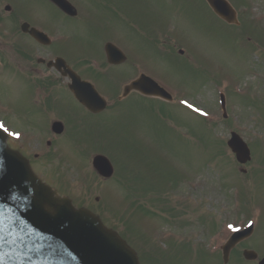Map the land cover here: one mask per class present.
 <instances>
[{
  "label": "rangeland",
  "instance_id": "rangeland-1",
  "mask_svg": "<svg viewBox=\"0 0 264 264\" xmlns=\"http://www.w3.org/2000/svg\"><path fill=\"white\" fill-rule=\"evenodd\" d=\"M70 1L79 8L80 19H66L56 10L51 12L54 29H61L53 33L55 43L51 51L65 55L63 57L72 66H78L80 72L86 73L88 65L85 64L90 62L96 68L94 72L113 75V88H109L112 83L108 86L109 81L102 74L86 73L108 100L113 92V103L110 101L109 109L97 118V125L88 122V131L80 136L84 145H73L70 136L78 132L73 117H83L84 112L77 109L81 108L66 89L54 88L42 104L34 100L39 88L33 81L15 76L14 72H11L12 77L0 74V106L8 108L4 113L11 128L1 112L0 123L4 122L11 130L13 126L23 128L13 131L21 134L20 139H30L23 142L28 143L33 152L43 149V156L46 155L41 137L48 135L47 118L51 112L59 113L61 108L62 111L68 108L72 116L65 117V121L74 125L70 123L47 151L53 159L50 162L41 159L36 165L39 170L42 162L46 170V173L41 172L45 173L41 179L65 180L67 186L60 188L66 186L65 194L79 206L112 207L113 223L135 250L141 252L144 248L140 242L143 236L150 239L149 249H166L161 240L174 233V228L160 223L157 217L134 222L121 208L130 204L131 167L127 160L128 153H133L131 157L135 161L142 156L135 165L141 177H149L158 170L160 178L170 176L166 173L170 170L171 180L181 178L177 181L182 187L173 196L168 190L159 196L155 188L147 198L138 197L147 199L145 205H149V209L151 205L160 206L163 201L168 207L191 206L193 211L181 213L180 208L179 212L181 219L193 228L195 218L191 219L190 215L197 208V214L202 210L219 220L214 235L190 229L176 232L181 238L191 240L177 243L173 238L168 239L170 250L163 259L164 264H195L191 252L193 244L216 255L230 231L238 225L236 218L243 216L255 218L257 228L253 232L252 246L264 253V0H238V5L246 8L247 19L229 31L212 17L202 0ZM148 30L160 43L154 41L151 46L144 40ZM106 41L118 45L133 64L129 65L128 61L113 68H101ZM178 50L184 53L180 55ZM141 72L162 85L174 101L137 93L119 100L123 86ZM40 73L53 76L52 71L48 73L44 68ZM219 93L226 96V119L222 117ZM14 112L22 121H17ZM28 127L30 129H26ZM231 131L240 134L250 146L253 160L249 171L257 170V174L251 177L249 185L248 176L238 171L226 146ZM97 153L107 155L114 166L118 165L115 176L103 180L95 174L91 160ZM260 164L263 166L259 167ZM86 191L93 193L88 197ZM97 196L98 201L94 199ZM167 215L163 213L165 220ZM171 222L174 223L173 217ZM210 225L214 227V221ZM140 229L143 232L137 233ZM177 245L182 253L174 256L172 250ZM235 261L251 264L232 254L231 263ZM197 262L206 264L208 260Z\"/></svg>",
  "mask_w": 264,
  "mask_h": 264
},
{
  "label": "water",
  "instance_id": "water-1",
  "mask_svg": "<svg viewBox=\"0 0 264 264\" xmlns=\"http://www.w3.org/2000/svg\"><path fill=\"white\" fill-rule=\"evenodd\" d=\"M214 12L227 22L235 21V12L226 0H207ZM64 10L75 14L66 1ZM110 59L120 58L111 45ZM70 89L91 110L103 107L93 87L72 76ZM143 94L171 100V96L151 78L141 76L125 87ZM224 109V95H220ZM228 146L239 162L249 159V149L234 132ZM93 165L109 177L113 169L108 159L97 156ZM239 235L232 236L233 240ZM36 237V241L31 238ZM0 264H138L133 250L112 230L102 225L89 211L76 210L67 198L43 184L28 163L11 151L0 132Z\"/></svg>",
  "mask_w": 264,
  "mask_h": 264
},
{
  "label": "flooded vegetation",
  "instance_id": "flooded-vegetation-1",
  "mask_svg": "<svg viewBox=\"0 0 264 264\" xmlns=\"http://www.w3.org/2000/svg\"><path fill=\"white\" fill-rule=\"evenodd\" d=\"M53 10H56L64 18H71L52 0H0V71L7 73L9 77H12L11 72H14L15 76H20L21 78L24 76V78H29L33 82L41 80L45 84H48L52 80L59 81L62 79L61 86L64 85L63 78L65 77H62L61 73L57 72L54 67L47 66L50 61L62 57L61 54H56L51 51V48L54 47V40L50 44L45 45L40 43L33 35V32L36 30L48 36L61 30L54 29L53 17L50 16ZM159 33L160 30H158ZM40 67H45L48 73L52 70L53 76H37L40 73ZM109 67L113 68V65H109ZM111 79L113 87V75ZM49 95L50 93L47 94L48 97ZM109 101H113V92ZM82 108L88 113V117L84 116V118L90 122H94L104 113L103 111L94 114L84 107ZM58 122L61 124H57ZM48 127L50 131L53 130L55 133H62L65 130V123L60 118H51ZM52 143V141H49L45 144L44 148L49 147ZM17 146L25 153V156L32 165L34 163L36 165L39 164L38 161L42 158V154L37 153V151L33 152L34 149L26 142ZM239 169H242V172L245 173L250 170L249 165L246 167L245 165L240 166ZM256 228L257 226H254L251 235L237 244L231 251L229 260L224 264H239V261L231 263L232 254L242 262L251 264L259 263V259L264 257V253L252 246L255 239L253 232ZM262 234L264 235V232ZM245 250L256 251L258 254L257 259L253 261L243 260L242 255Z\"/></svg>",
  "mask_w": 264,
  "mask_h": 264
},
{
  "label": "snow or ice",
  "instance_id": "snow-or-ice-1",
  "mask_svg": "<svg viewBox=\"0 0 264 264\" xmlns=\"http://www.w3.org/2000/svg\"><path fill=\"white\" fill-rule=\"evenodd\" d=\"M0 127H3V125H0ZM229 227H232V225H229Z\"/></svg>",
  "mask_w": 264,
  "mask_h": 264
}]
</instances>
